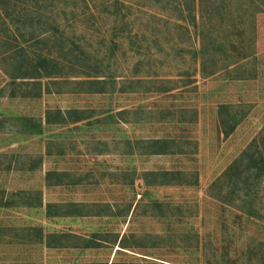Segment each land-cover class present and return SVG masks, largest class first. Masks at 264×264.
Segmentation results:
<instances>
[{"label": "rangeland", "instance_id": "1", "mask_svg": "<svg viewBox=\"0 0 264 264\" xmlns=\"http://www.w3.org/2000/svg\"><path fill=\"white\" fill-rule=\"evenodd\" d=\"M42 1L50 17L71 20L67 38L88 59L80 70L91 63L107 77L68 69L33 86L13 80L14 62L0 59V264H264V11L242 17L226 3L218 43L202 60L210 41L202 31L222 0L205 2L204 16L197 5V28L172 14L166 25L156 7L132 0L119 48L100 0L92 11L83 0ZM74 10L87 15L74 19ZM8 20L0 54L4 40L24 44L32 33H10ZM253 151L257 162L245 155ZM242 155L251 172L224 176ZM168 172L183 175L159 176Z\"/></svg>", "mask_w": 264, "mask_h": 264}, {"label": "trees", "instance_id": "2", "mask_svg": "<svg viewBox=\"0 0 264 264\" xmlns=\"http://www.w3.org/2000/svg\"><path fill=\"white\" fill-rule=\"evenodd\" d=\"M13 0H3L0 1V21L3 22L4 25L7 24L8 19H10V27H12V30H10V33L15 32V34H21V30H31L32 33L30 35V38L24 37L22 40L24 41V44H21L19 41V38L12 37L9 40H4L3 45H9L8 49L6 51H3L2 54H0V59L4 60H12L14 64L12 65L14 67V71H16V74H12L11 78L13 80L17 79H23L26 80V82L30 81L31 83L34 84L33 86H39L41 87V81L43 79H49L52 81L53 78L60 77L61 75H65L66 73L63 72L64 70L68 71L70 69L76 76H85V77H107L102 70H99V68H92V64L89 63V72H86L84 70H80V63L82 61H87L88 59L82 58L86 52L81 48L77 42H75L73 39H68L67 38V29L66 28L68 24L71 23V20L68 22H62L59 19L52 18L48 14L49 10L47 8H44L42 6V3H44L42 0H34L32 4L30 0H15L16 2L11 4ZM146 4L143 5H137L140 10L143 11L142 7H150V8H155L158 9V15H155L154 18L159 17L161 19H164L162 15L166 17L165 24L170 25V15L172 16L175 15V18L178 21H184V20H189L191 25H193L195 28H197V5L200 4L203 10V5H205V2L208 4H212L214 1L212 0H144ZM227 1V2H226ZM236 2L237 5V10L236 8L233 10L234 12H240L242 17H249V14L253 16L255 12L259 9L264 11V7L262 6L261 8H258V4L264 5V2H259L260 0H222L219 5L216 6L214 4V7H211V12L209 15H212V23L210 25H206L207 29L203 30L202 32H205L202 34L203 36L205 35L210 39L209 44L206 46L201 47V57L202 60L207 58V54H203V51H206L209 49L210 45H214L218 43V38L212 40V35L215 34V32H219L220 28H222L223 23H225L224 16L227 13V5H232V2ZM84 4L83 6H86L85 9L88 11H92L91 9V2H95V0H83ZM101 3H99V6H96L98 10H101L102 8V14L104 17L100 18H109L113 20V33L115 34V37L112 36L113 44L116 46V48H119L121 46V43L117 41L118 39H123L125 41L126 35L124 32L126 31L125 29L130 27L129 25V19L131 15L133 14V8L135 7L132 4V0H100ZM241 2V3H240ZM5 3H8L9 7L8 8H3L1 6ZM227 3V5H226ZM82 6V7H83ZM55 8V6H53ZM57 8V7H56ZM76 10V8H75ZM72 12L73 18H79L80 20L83 19V16L87 15V12H81L80 14H76ZM185 11H188V15H185ZM201 11V10H200ZM206 10L202 11V14L204 16V13ZM214 17H219V22L217 23L219 27L216 28L215 24V19ZM72 18V19H73ZM74 18V19H75ZM64 21H68V18L65 19ZM3 25V26H4ZM14 30V31H13ZM17 30V32L15 31ZM26 32L22 31V36L26 35ZM28 33V32H27ZM50 34L51 37H55L54 41H51L53 45H50L49 41H41L46 35ZM27 36V35H26ZM118 38V39H117ZM49 40V39H48ZM107 40V39H106ZM105 40V41H106ZM10 41V42H9ZM220 41V40H219ZM38 43L37 45L33 46L30 49L32 51L27 50V46L30 45L29 43ZM112 42V41H111ZM139 43H142L143 40H139ZM169 42V40H168ZM225 43L221 39V46H223ZM11 44V48H10ZM39 44H44V47H39ZM161 44V42H158V40H155V46L158 47ZM175 44V42L173 43ZM171 44V49H174V45ZM111 48V51L115 50V47ZM140 45V44H138ZM176 45V44H175ZM38 46V47H37ZM77 47V51L74 50V48L69 47ZM50 47V48H48ZM208 47V48H207ZM60 49L61 51L57 52V50ZM69 49L68 51L65 52V50ZM81 49V50H78ZM139 49V46H138ZM162 48L160 47L158 51H161ZM69 54L71 55V58L69 57ZM83 56H80V55ZM139 55H141V52H139ZM83 59V60H82ZM74 63V64H73ZM69 64V65H68ZM203 64V62H202ZM78 67V68H76ZM91 75V76H90ZM151 78L158 77L157 74H152L150 75ZM107 79V78H105ZM156 79V78H155ZM152 80V79H151ZM98 81H101L98 79ZM97 81V84L100 82ZM140 83V80H138ZM103 84H105L102 81ZM91 84H94V82H91ZM171 88H160L158 89V92H171ZM57 115L59 116V124H65L67 123L65 114L62 111H57ZM51 114L52 112L49 111L46 116V122L47 124H52L51 120ZM234 122V121H232ZM223 124V128H224ZM231 130H225L224 133L226 136H229V134L233 133L231 132L233 128H230ZM156 144V143H155ZM158 146L162 147H168V146H174L177 144L176 140H160L158 141ZM178 147V146H177ZM261 152L259 151H253L246 153L245 155H248V158L251 159V161L257 162V155L260 154ZM244 155V154H243ZM243 155L236 159L234 163L228 168L224 176L230 177L233 176L232 174L236 175L237 177L239 176L240 178L243 177L244 174H249L251 172V168H246L242 169L240 168L239 164L244 161ZM246 158V157H245ZM170 175L172 179H174L175 176H182L183 173L177 172V173H161L159 176H167ZM176 174V175H175ZM175 175V176H174ZM51 174L47 176L49 178ZM249 176V175H248ZM175 180L176 177H175ZM155 206H158L155 205ZM161 206V204H159ZM49 210V207H48ZM252 213V212H251ZM60 236H49L45 238L47 240V245L48 246H53L51 243L53 238L55 237H60ZM121 248L127 250L128 246H126L123 242H121ZM114 264V263H112ZM150 264H156V263H150Z\"/></svg>", "mask_w": 264, "mask_h": 264}]
</instances>
